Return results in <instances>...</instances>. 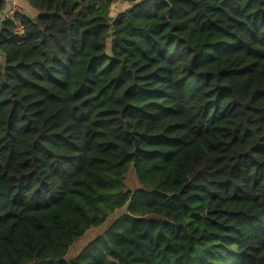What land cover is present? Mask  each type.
Instances as JSON below:
<instances>
[{
	"label": "trees",
	"instance_id": "16d2710c",
	"mask_svg": "<svg viewBox=\"0 0 264 264\" xmlns=\"http://www.w3.org/2000/svg\"><path fill=\"white\" fill-rule=\"evenodd\" d=\"M26 1L0 23V264H264V0Z\"/></svg>",
	"mask_w": 264,
	"mask_h": 264
},
{
	"label": "rangeland",
	"instance_id": "374dc122",
	"mask_svg": "<svg viewBox=\"0 0 264 264\" xmlns=\"http://www.w3.org/2000/svg\"><path fill=\"white\" fill-rule=\"evenodd\" d=\"M9 9L8 13L11 10H17V12H21L22 14H28L32 17L36 16V11H34L28 4L26 0H7ZM130 5L124 2H118L114 5L112 10V17H115L119 12L129 8ZM7 13V14H8ZM7 16V15H6ZM3 18V17H2ZM23 31L22 28H19L17 30L18 35H22ZM108 53H110V46L108 45ZM3 61V55L0 52V62ZM126 186L127 190L132 191L133 193L136 189L139 188V183L136 178L135 171L131 170V172L128 174L127 180H126ZM126 213V208L121 209L120 211H117L102 227L99 228H93L86 232L77 243H75L70 250V253L68 255V259H75L79 255L83 254L86 250V248L97 240L100 236H103L105 232L110 228L112 223L117 220L119 217L124 215Z\"/></svg>",
	"mask_w": 264,
	"mask_h": 264
},
{
	"label": "built area",
	"instance_id": "2783aa9c",
	"mask_svg": "<svg viewBox=\"0 0 264 264\" xmlns=\"http://www.w3.org/2000/svg\"><path fill=\"white\" fill-rule=\"evenodd\" d=\"M21 13L17 12V10H11L8 14H6L3 18H0V23H2L3 20L8 19V20H14L16 14Z\"/></svg>",
	"mask_w": 264,
	"mask_h": 264
}]
</instances>
